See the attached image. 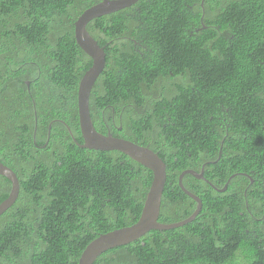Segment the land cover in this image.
Returning a JSON list of instances; mask_svg holds the SVG:
<instances>
[{"label": "trees", "instance_id": "trees-1", "mask_svg": "<svg viewBox=\"0 0 264 264\" xmlns=\"http://www.w3.org/2000/svg\"><path fill=\"white\" fill-rule=\"evenodd\" d=\"M102 1L0 0V163L19 184L0 215V264H78L92 241L139 219L151 171L75 143L91 59L74 23ZM85 29L105 61L89 95L92 125L165 164L158 222L195 210L177 184L183 171L204 165L210 184H227L217 192L185 175L201 201L191 223L93 264H264V0H138ZM10 190L0 176V204Z\"/></svg>", "mask_w": 264, "mask_h": 264}, {"label": "water", "instance_id": "water-1", "mask_svg": "<svg viewBox=\"0 0 264 264\" xmlns=\"http://www.w3.org/2000/svg\"><path fill=\"white\" fill-rule=\"evenodd\" d=\"M138 0H104L86 11H84L74 23V36L78 47L91 59L90 68L81 77L77 88V114L80 134L83 143L76 145L81 149H88L101 152L117 151L141 166L147 168L152 173V181L146 193L143 207L137 222L129 227L113 230L105 235L99 236L92 241L81 253L78 264H93L99 255L103 252L130 244L143 237L150 231H166L183 227L191 223L201 210V201L198 197L187 191L182 185V179L185 175H191L193 178L202 180L209 184L217 192H224L227 184L218 189L210 184L203 177L202 166L199 173L186 170L183 171L177 180L180 190L196 203L195 210L185 220L173 224H161L158 222L161 197L166 182L165 164L156 153L147 147L139 146L127 140L113 137L111 134L103 135L97 132L91 122L89 115V95L94 82L104 67V52L97 43L87 33L85 27L93 19L115 13L125 8H129ZM203 8V1L200 3ZM50 125L48 126L49 135ZM220 156V150L218 158ZM0 176L5 177L11 182V190L6 200L0 204V215L5 212L17 199L19 193L18 179L14 172L7 166L0 163ZM234 176H231L233 178ZM228 180V181H229ZM228 183V182H227Z\"/></svg>", "mask_w": 264, "mask_h": 264}, {"label": "flooded vegetation", "instance_id": "flooded-vegetation-1", "mask_svg": "<svg viewBox=\"0 0 264 264\" xmlns=\"http://www.w3.org/2000/svg\"><path fill=\"white\" fill-rule=\"evenodd\" d=\"M201 21H202V17H201ZM204 28H206V27H203V29H204ZM197 31H198V30H197ZM109 132H110V130H109Z\"/></svg>", "mask_w": 264, "mask_h": 264}]
</instances>
